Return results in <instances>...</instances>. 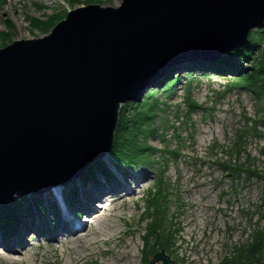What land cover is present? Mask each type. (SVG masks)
I'll return each instance as SVG.
<instances>
[{"label":"rangeland","instance_id":"374dc122","mask_svg":"<svg viewBox=\"0 0 264 264\" xmlns=\"http://www.w3.org/2000/svg\"><path fill=\"white\" fill-rule=\"evenodd\" d=\"M87 3V0H5L0 6V49L16 41L39 39L51 33L53 28L45 33L44 27H33L31 18L52 22L55 27L71 11L87 6ZM91 4L120 9L123 0H94ZM3 34L9 39L6 40ZM225 48L212 50L209 57L191 58V55L186 60L179 57L176 65L161 68L157 73L161 81L172 69V76L179 74L181 79L171 93L164 92L163 88L157 89L156 83L148 87V91L151 88L156 90L158 107L153 110L152 119L146 122L149 124L148 136L152 135L148 141L144 137H140V141H147L154 149L147 151L152 155V162L128 168L111 160L118 170L131 175L125 179L130 188L122 187L119 183L126 177L119 180L115 173L112 182L106 181L100 167L96 168V177L88 176L89 181L80 179L98 162H105L109 169L107 162L110 159L104 153L108 143L100 150L96 148L97 158L93 159L94 156L92 161L86 162L79 172V176L82 174L80 178L75 176L72 182L68 180L65 184L57 182L53 185L50 190L61 188L55 190L56 195L52 192V196H48L50 202L45 206L31 200L41 195L40 190L16 192L12 199L19 203V208L22 207V220L14 239L5 238V241L0 238V264H143V236L148 234L150 220L141 223L148 213L139 216L148 210L147 197L151 192L162 191V187L161 201L166 209L164 224L181 229L174 237L179 243H171L177 250L166 252L163 249L173 264H220L231 255L234 245L247 244L256 228L264 226V179L247 171L264 170V158L260 154L264 146V130L258 127L261 131L258 136L262 138L248 136L245 152L235 150L236 130L247 129V119H253L257 112V101L250 89L235 87L243 82H237L244 76L243 72L237 74L213 68L214 65L221 66L220 57L227 52ZM200 49L194 48L188 54H203ZM209 72L212 74L207 75ZM191 102L196 103L194 110L190 108ZM126 104L121 106L120 114ZM125 111L135 116L142 109L129 104ZM106 151H110V147ZM173 152L179 155L175 156ZM236 159L245 163L251 161L252 165L245 166L246 171L233 178L231 169L223 168L220 163H234ZM85 167L88 168L84 170ZM62 177L63 174H56L52 179ZM161 179L160 187L158 181ZM107 184H118L117 189L130 191L119 192L111 202V209L103 211L97 204L107 197L103 195ZM133 191L132 196H128ZM92 193H99L100 199L98 196L99 200L93 201ZM25 194L30 197L24 199ZM87 194L89 198L84 199L92 214L86 213L84 217L79 212L86 205L80 203ZM63 197L67 201L65 207L60 203L64 202ZM95 210L100 211H96L95 217L101 224L91 220ZM66 211L73 220H66ZM37 212L38 221L35 223L34 219L32 223L30 216ZM81 221H86L88 227L74 235L76 231L72 226ZM158 243L150 239L147 247L161 253Z\"/></svg>","mask_w":264,"mask_h":264},{"label":"water","instance_id":"95a60500","mask_svg":"<svg viewBox=\"0 0 264 264\" xmlns=\"http://www.w3.org/2000/svg\"><path fill=\"white\" fill-rule=\"evenodd\" d=\"M150 1L123 0L120 9L89 4L71 11L49 35L0 49V207L16 192L42 194L57 182H72L97 158L91 144L110 119L103 138L107 155L121 106L159 81L161 68L176 65L179 57L246 46L264 21V0ZM173 2L181 7L172 8ZM200 7L209 10L203 27ZM194 48L203 54H188ZM56 174L64 177L45 180ZM24 180L30 185H20ZM159 261L174 263L164 250L151 264Z\"/></svg>","mask_w":264,"mask_h":264},{"label":"trees","instance_id":"16d2710c","mask_svg":"<svg viewBox=\"0 0 264 264\" xmlns=\"http://www.w3.org/2000/svg\"><path fill=\"white\" fill-rule=\"evenodd\" d=\"M5 2V0H0V6ZM87 4H91L94 0H87ZM33 27H44L43 31L45 33L49 32V29L52 27L53 23L48 21H40L35 18H31ZM11 28V27H10ZM264 25L259 27L256 30H253L250 33L249 42L246 46L239 47L237 49L231 48L228 49L225 55L226 57H220L221 66H213L214 69L223 71V72H233V73H244V76L241 79H238L237 82L242 80L241 84L235 85L238 89H246L252 91L254 99L257 101V112L254 118L247 119V129L240 128L236 133V148L242 153L246 150V143L248 136L261 134L259 128L264 130ZM5 38L7 35L3 34ZM7 38L6 40H8ZM259 53V55H258ZM251 63L248 64L247 62ZM211 69V70H214ZM212 74L208 73L207 75ZM162 79V78H161ZM181 76L178 74L175 77L172 76V69L168 76L161 81L156 82L155 87L157 89H162L163 91L172 92L177 83L180 81ZM232 81V78H228ZM246 87V88H243ZM250 89V90H249ZM148 91V89H147ZM146 92V91H145ZM144 92V93H145ZM141 92L138 100L128 102L123 106L122 114H120V120L115 132V139L112 147L107 156L111 160H115L120 167L134 166L140 167L147 165L152 162L151 154H147V151L154 150L150 144H148V133L149 130L146 122L152 119L153 110L158 107L156 99V90L152 89L148 91L146 95ZM150 93H155L150 94ZM250 94V93H249ZM154 99V100H152ZM188 100L191 101L190 97ZM154 102L153 104L151 102ZM134 105L136 108L141 107L142 111L135 116L129 115L125 108L127 105ZM196 103L191 102L190 106L194 107ZM140 137L147 139L145 143L140 141ZM262 138V136H258ZM261 156L264 158V146L260 151ZM252 162L245 161L242 162L240 159L236 164L226 163L225 168L231 169L232 177H238L241 172L246 171L245 166H251ZM100 167V168H99ZM96 168L100 169V173L106 176L107 180L112 181L114 179L113 173L108 169L105 162H98L95 165V168L86 172L85 175L80 179L84 181H89L88 176L94 178L96 173ZM93 170V171H92ZM253 175H258L264 179V170L259 172H254L252 170H247ZM96 177V176H95ZM92 181V180H91ZM160 187L162 186V179L159 181ZM163 191V187H162ZM162 191L156 193L151 192V196L148 200V210L142 215H147L146 218L142 220V223L149 221L148 223V234H144V250H142V261L143 264H151V260L154 255H156L155 249L147 247L149 245L150 239L159 241V249H165V251H175L177 250L174 243H179L178 238H174L176 234L181 230L177 228L167 227L164 224L166 220V209L161 201ZM76 195V194H75ZM16 197V196H15ZM24 199L27 198L26 195H23ZM36 200L38 203L41 202L42 206L47 203V198L45 197H36L31 199ZM18 202L13 199L9 202L8 205L0 207V237L6 239H11L18 230L20 219L22 218L21 213L22 207H18ZM171 224V223H170ZM173 224V223H172ZM151 230L149 232V226ZM248 239V238H247ZM234 245L231 251L235 252L233 257L226 256L220 264H264V226H259L256 228L255 232L251 236V240L247 244ZM161 250V252H162Z\"/></svg>","mask_w":264,"mask_h":264},{"label":"bare ground","instance_id":"6f19581e","mask_svg":"<svg viewBox=\"0 0 264 264\" xmlns=\"http://www.w3.org/2000/svg\"><path fill=\"white\" fill-rule=\"evenodd\" d=\"M147 2V1H146ZM146 2H144V3H146ZM151 2V4H152V0L150 1ZM142 4V3H141ZM230 4H232V1H230ZM150 6V5H149ZM181 7V5L178 3V2H173L172 3V8H174V9H179ZM210 9V8H209ZM142 10H145V9H142ZM114 13V12H113ZM166 13L168 14V15H170L171 16V18H175V13L171 10V9H167L166 10ZM199 13H200V20H199V23H198V26L199 27H203V25L204 24H202V21H204V20H207V21H209V10L207 9V8H204V7H200L199 8ZM109 14H106L105 15V17H107ZM214 16H216V17H218L219 19H221V20H225V17L224 18H222L220 15H219V13H215V14H213ZM110 17V16H109ZM145 18V17H144ZM156 23H160V22H157L156 21ZM264 25V21L259 25V26H257L256 28H255V30L256 29H258L259 27H261V26H263ZM150 28H151V25H150V27H148V29L150 30ZM154 29V28H153ZM207 31L213 36V34H212V31L211 30H208L207 29ZM234 36V35H233ZM236 37V36H235ZM230 39H232V37H229V38H226V39H221L220 40V43L221 44H223V43H226L228 40H230ZM205 62V61H204ZM213 64H215V63H213ZM48 74V73H47ZM53 75V74H52ZM93 87V86H92ZM62 88V87H61ZM62 92H64V90H62ZM60 95H63V93H59V96ZM101 100V99H100ZM27 106V105H26ZM27 108H29V107H27ZM26 108V109H27ZM34 108V107H33ZM39 108H40V106H39ZM42 111V110H41ZM37 112V111H36ZM38 112H40V110H38ZM107 121V120H106ZM109 121H110V119H109ZM107 122L106 123V125H104V127L102 128V133L101 134H98L97 135V137H96V140L91 144V146H92V148H93V152H95V151H97V150H100L104 145H106L107 144V140H106V142H104V139L106 138V135H107V128H108V126H109V124H110V122ZM117 130V129H116ZM101 132V131H100ZM25 134V133H24ZM104 138V139H103ZM86 139V138H85ZM99 147V149H97L96 150V148H98ZM67 175V174H66ZM68 178V177H67ZM66 178V179H67ZM127 178H130V176L129 177H127ZM126 178V180H128ZM45 179L46 180H48L49 182L50 181H54V179H52V176H46L45 177ZM60 180V179H59ZM125 179L124 180H122L121 181V183H119V184H122V187H124V186H127V187H129V185H130V183H128V181H126ZM68 181V180H67ZM67 181H65V183L67 182ZM69 182H70V180H69ZM119 182V181H118ZM33 183V182H32ZM64 183V184H65ZM105 184V183H104ZM20 185H30V182H28L27 180H24V181H21L20 182ZM46 186V185H45ZM45 186H43V187H45ZM117 186H118V184H116V185H113V184H107V185H104V189H105V187H107V190L105 191V190H103V195H105V196H107L105 199H102L101 200V202L100 203H98L97 204V206L99 207L100 206V208L102 207V209H103V211H105L106 209H109L111 206H112V204H111V202L113 201V198L116 196V195H118V194H120L119 192H122V193H129L128 191H130L129 189H117ZM138 187V186H137ZM57 188H61V187H56L55 189H53V190H51V191H49L48 192V190L46 191V192H44L47 196H52V192L55 194V190L57 189ZM63 188V187H62ZM130 188V187H129ZM62 190V189H61ZM114 190H116L117 192H115ZM44 193H42L41 195H38V197H40V196H42ZM114 193H116V194H114ZM134 193V191L133 192H131L128 196H132V194ZM26 195V194H25ZM45 195V196H46ZM56 195V194H55ZM89 196L90 195H88L87 194V196H84L83 197V199L84 198H89ZM98 196H99V199H100V194L99 193H95V195H94V193H92V200L93 201H95V200H99V199H97L98 198ZM119 202V201H118ZM75 203V202H74ZM80 204H85L86 206L85 207H82V210L84 211V213L86 214H92L89 210H88V205H87V201L84 199V200H82V203H80ZM80 206V205H79ZM111 209V208H110ZM96 211H98V212H100L99 210H95L94 211V213H93V217L91 216V220L94 222V223H99V224H101V222H100V220H99V218L96 216L95 217V214H96ZM66 214H67V216H68V212L66 211ZM99 215V214H98ZM95 217V218H94ZM65 218H67L66 220H70V219H68V218H71V217H65ZM72 219V218H71ZM73 220V219H72ZM103 221V220H102ZM72 222V221H71ZM90 222V221H89ZM75 223V222H74ZM76 224V223H75ZM73 227V229H75V233H74V235L75 234H77L78 232H81V231H84V229L86 230L87 229V225L85 224V223H79V224H77V226L76 225H74V226H72ZM107 227V226H106ZM83 233V232H82ZM23 237V236H22ZM81 242V241H80Z\"/></svg>","mask_w":264,"mask_h":264}]
</instances>
